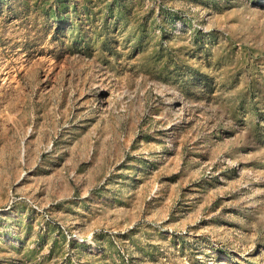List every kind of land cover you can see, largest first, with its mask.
Instances as JSON below:
<instances>
[{
  "label": "rangeland",
  "instance_id": "1",
  "mask_svg": "<svg viewBox=\"0 0 264 264\" xmlns=\"http://www.w3.org/2000/svg\"><path fill=\"white\" fill-rule=\"evenodd\" d=\"M0 264H264V0H0Z\"/></svg>",
  "mask_w": 264,
  "mask_h": 264
}]
</instances>
